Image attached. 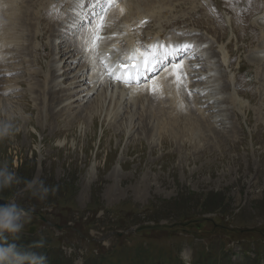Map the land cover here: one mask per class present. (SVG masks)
I'll use <instances>...</instances> for the list:
<instances>
[{
    "label": "rangeland",
    "instance_id": "obj_1",
    "mask_svg": "<svg viewBox=\"0 0 264 264\" xmlns=\"http://www.w3.org/2000/svg\"><path fill=\"white\" fill-rule=\"evenodd\" d=\"M173 1H165L161 7L167 5L169 9L171 4L183 3ZM245 1L198 0L171 12L160 7L157 19L154 17L148 24L150 32L154 26L163 35L187 29L205 32L221 43L226 37L224 17L228 18V13L233 29H227L229 38L233 35L248 42L239 24L250 25L258 34L262 32L252 37L253 46L261 41L258 55L251 56L250 48L234 62L236 68L244 67L249 56V60L260 65L261 82L255 83L253 78L258 77L249 69L252 80L236 81L237 91L232 98L224 97L230 89L229 81L216 75L223 66L220 51L206 46L207 36L196 35L206 40L198 52L202 51L208 60L193 65L189 59L197 57L198 61V56L186 54L183 59L196 68L193 73L198 80L223 81V85L216 92L213 85H207L208 81L203 87L199 82H189L188 86L201 88L203 94L183 97L182 106L186 105L187 112L194 115L169 116L165 120L181 131L176 132V139L177 134L174 136L171 130L157 132L148 119L140 130L127 127L126 119L136 109V104L126 107L127 97L113 118L108 117V110L114 107L113 102L108 108L109 97L103 107L93 108L91 103L98 99L93 94L76 101L61 97L63 90H59L55 92L59 100H52L48 95L52 91L49 81H60L66 74L61 71H69L65 68L66 60L58 53L61 41L53 39L56 33L62 38L68 32L69 28H60L72 13L75 0H10L17 13L26 12V22L32 27L28 40L23 39L27 36L24 33L16 35L18 58L10 60L14 45L0 55L12 66V75L18 77L8 97L3 94L10 78L2 77L0 82V122L13 126V133L0 139V166L6 164L21 181L0 190V201L5 205L15 202L31 211L32 221L18 234L22 241L5 233L8 243L27 247L43 238L45 246L34 250L46 255V264H192L221 252L224 259H215V264H242L238 256L249 253L255 260L248 264H262L264 0L247 1L252 12L248 19L240 16L245 14L237 15L239 5ZM63 8L54 22L53 14ZM192 9L202 11L187 23L167 24L171 19L190 17ZM197 24L203 27L202 31L197 30ZM34 35L36 38L32 39ZM69 38L77 42L73 36ZM236 47L235 44L233 49ZM225 50L226 57L234 55L231 44H226ZM85 69L84 85L72 81L66 84L72 92L74 87L76 91L90 90L93 85L96 69ZM211 69L216 70L215 75L209 73ZM55 71L57 77L52 76ZM70 72L72 80L75 71L71 68ZM204 91H209L208 96ZM101 94L104 96V91ZM166 101L160 104L156 100L158 107L148 113L152 115L151 121L165 119L169 113ZM203 105L213 111V125L220 118V125L216 126L220 131L204 118ZM33 178L49 187L59 185L58 192L39 200L24 183ZM182 252L190 259H181Z\"/></svg>",
    "mask_w": 264,
    "mask_h": 264
},
{
    "label": "bare ground",
    "instance_id": "obj_2",
    "mask_svg": "<svg viewBox=\"0 0 264 264\" xmlns=\"http://www.w3.org/2000/svg\"><path fill=\"white\" fill-rule=\"evenodd\" d=\"M165 1L170 2L171 0H119V4L118 6H116V8H111V7L108 8L107 15L104 17L103 31L100 33L103 39L99 42V48H98L99 56L110 57V56L118 55L119 53L116 52L117 49L125 50L140 45L139 44L140 39L137 36L140 34L139 29L142 28L143 30L145 26L148 27V24L158 14L160 7L165 4ZM247 1L248 0H246L244 4L239 5L238 14H237V15H240V13L245 14V15H240L244 19H248V17L252 15V12H249V5H247ZM185 4L186 3L183 2V3H178L176 5L171 4L169 9L167 5L161 8L162 9L166 8L169 12H171L173 9L177 7H182ZM14 5L15 4L10 2V0H0V55H2L4 51L5 52L10 51V49L14 45V41L17 38L16 35H23V33L26 34L27 36L23 35L24 36L23 39L25 40L26 39L28 40L29 37H31L30 35L28 36V34H29V29L32 27V25L26 22V12L21 11L20 14L17 13L15 11ZM120 9H123V12H121ZM226 9L229 10L228 8ZM111 11H113V13H116L115 16L109 14L111 13ZM201 11L202 10L196 11L192 9L191 12L189 13L190 17L186 16V17L171 19L168 21L167 24L172 23L178 26L179 23H187L191 20V18H194V16H198ZM155 18L157 19V17ZM71 20H73V17H67L65 20V22L67 21L66 24H68ZM141 21H145V23L147 22L144 27L143 25L145 23L141 24ZM110 24H113L114 27L111 28ZM263 25H264V21H263ZM21 27L26 30H21L20 29ZM196 27L198 29H203V27L200 24H197ZM221 29L222 28H220V30ZM106 33H108L109 35H107ZM158 35L163 36L161 32L160 33L157 32L153 35V37ZM35 38H36L35 35L32 36V39ZM217 40H219V38H217ZM170 41L171 43L174 44L189 43L194 45V47H192L187 53L183 52V56L186 54L198 56L199 57L197 61L198 65L202 64V61L208 60L203 54H201L202 51L200 52L195 51V48H197L198 51L201 50L202 47L205 46L206 40L199 39L196 35H192V40L189 39V36L187 37V39L183 38V36H180L179 38L175 36L172 37ZM68 43H66V45L60 49L61 53L59 51V54L61 57H63V59L66 60L65 68H68L69 71L67 72L66 69H63L61 71L62 73L63 72L66 73L62 80L57 82L54 80L49 81L52 91H49L48 95L52 100L54 101L59 100L58 97L59 95L55 93L56 91L59 90H63L61 97L67 96L68 98L76 99V101H81L82 98L84 100L85 98H88L93 94L98 96L97 101L91 103V108H93L94 105H96L97 107L99 105L100 107L101 106L103 107V105L106 103L109 97L110 100H109L108 108H110L113 102H114V107L112 110H108V117L113 118V115H116L120 112L121 109L120 103L125 97H127L126 101L129 100V102L126 104V107H128L129 103L133 106L136 104V109L134 110V113L130 114L126 119L127 127L131 128L132 130L133 129L140 130L142 128L143 122L146 119H148L150 122H152L157 132L164 133L167 130H171V132L174 133V136L177 134L175 138L176 139L179 138L178 133H176L179 132V130L176 128V126L171 122H166L169 119V116L173 117L175 115H172L169 112L168 115H165V119L159 117L158 119L151 121L152 115H148V113L152 111L153 108L156 109L158 107V105H156V100L161 104L162 102L166 101L165 97L169 98L168 101H166L167 104L169 105V109H171L173 112H179L183 108L182 103H185V99L183 98V96L182 97L177 96L169 90H166L163 95H155L150 90L152 88L151 84H145L142 85L140 88H137L136 85L127 86L120 83L119 81H114L108 78L106 75L101 74L104 71V69L99 58L96 59V63L99 64L98 67L99 70L97 71L96 74H94L95 76L94 84L93 86H91L90 90L82 89L80 91L79 90L76 91V87H74L72 88L73 89L72 92V90L69 89V87H66V84L69 83L70 81H72V84H75L76 82H81V79L83 78V73L86 70L85 69L86 64L81 58H78L73 53H71V57L68 55L70 52L74 51L73 49H71V45H68ZM82 44L83 43H79L77 45V48L82 49ZM210 51H215V50L214 48H211ZM179 55L180 57H182L181 53ZM213 56H216L215 52ZM7 61H8L7 59L0 58V82H1V78L11 71L10 67L12 66H9L6 63ZM164 63H168V61H165ZM183 66L189 67V69L192 72H194V70L196 69L192 65H190L189 62H187L186 60H184ZM71 68H73V70L75 71V77L72 80L69 77L71 73L70 72ZM169 70L171 71V77L176 79V74L173 72V70L171 68H169ZM215 72L216 70L214 69H211L209 71L210 74H214ZM151 75L152 74H150V78ZM52 76L57 77L58 71H55L52 74ZM213 78L216 77L213 76ZM110 80L111 82L109 83ZM180 80H182L183 83H185V85L187 86L189 82H192V80L186 79L183 76V73H181ZM163 82H164V76L162 75V73H160L159 76L156 77V84L158 85L157 92H159V89ZM77 86L79 87L81 85L78 84ZM103 91H104V96L101 94ZM81 109H83V107ZM99 177L100 176L98 175L97 179H99Z\"/></svg>",
    "mask_w": 264,
    "mask_h": 264
},
{
    "label": "snow or ice",
    "instance_id": "obj_3",
    "mask_svg": "<svg viewBox=\"0 0 264 264\" xmlns=\"http://www.w3.org/2000/svg\"><path fill=\"white\" fill-rule=\"evenodd\" d=\"M85 0H75L74 8L70 12L74 13L73 29L77 34L87 29V39L82 44V50L90 54L93 69L95 70L96 59L99 58L104 71L102 75L119 81L120 83L140 88L142 85L151 84L150 89L153 94L157 93L158 85L156 77L168 68H171L176 74L177 81L181 79L183 57L180 53H187L194 45L189 43H171L165 41H156L150 45H137L123 51L117 49L118 55L110 57H101L98 53L99 42L103 39L100 33L104 27V17L107 15V9L118 6L119 0H88L90 8V19L88 25L82 21L88 19V16H81L76 13L77 8H83ZM123 12V9H120ZM145 21H141V24ZM184 35V34H179ZM195 35V34H189ZM168 61V63H164ZM150 74L151 78H150Z\"/></svg>",
    "mask_w": 264,
    "mask_h": 264
},
{
    "label": "clouds",
    "instance_id": "obj_4",
    "mask_svg": "<svg viewBox=\"0 0 264 264\" xmlns=\"http://www.w3.org/2000/svg\"><path fill=\"white\" fill-rule=\"evenodd\" d=\"M13 133V126L7 122H0V139ZM20 178L10 171L6 164L0 166V190L10 187L13 183H20ZM27 189L32 191V195L39 200H46L51 193L55 195L59 190V185L46 186L44 181L37 178L24 181ZM32 212L17 206L15 202L0 205V264H46V255L34 249L43 248L45 240L43 238L33 244L24 247L16 243H8L5 233L11 234L13 239H19L21 230L26 224L31 223ZM181 259L189 260L190 257L185 252L181 253Z\"/></svg>",
    "mask_w": 264,
    "mask_h": 264
},
{
    "label": "water",
    "instance_id": "obj_5",
    "mask_svg": "<svg viewBox=\"0 0 264 264\" xmlns=\"http://www.w3.org/2000/svg\"><path fill=\"white\" fill-rule=\"evenodd\" d=\"M0 205H5V203H3V202L0 201Z\"/></svg>",
    "mask_w": 264,
    "mask_h": 264
}]
</instances>
